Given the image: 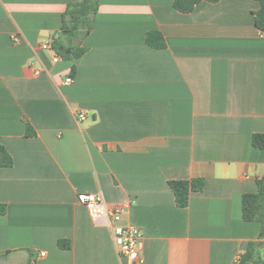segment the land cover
Returning <instances> with one entry per match:
<instances>
[{
	"label": "crops",
	"instance_id": "1",
	"mask_svg": "<svg viewBox=\"0 0 264 264\" xmlns=\"http://www.w3.org/2000/svg\"><path fill=\"white\" fill-rule=\"evenodd\" d=\"M69 1L0 0V144L13 159L0 167V264H236L261 227L241 207L264 172L251 142L264 133L258 2L184 13L173 0H99L84 53L53 62L39 45ZM150 30L163 48L147 45ZM193 179L201 190L177 206L169 181ZM82 192L140 228L141 262L119 257Z\"/></svg>",
	"mask_w": 264,
	"mask_h": 264
},
{
	"label": "trees",
	"instance_id": "2",
	"mask_svg": "<svg viewBox=\"0 0 264 264\" xmlns=\"http://www.w3.org/2000/svg\"><path fill=\"white\" fill-rule=\"evenodd\" d=\"M201 1L216 2L218 0H173V7L180 12H191L195 5ZM258 9L253 13L254 22L260 31H264V0H256ZM99 6V0H70L61 14V27L58 36H53V49L64 59H76L80 57L85 48L82 40L90 32ZM145 42L153 48L165 46L162 34L157 30L146 33ZM71 72H74L72 67ZM33 133L31 126H26V134ZM251 142L255 147H264V133L252 135ZM13 164V159L5 147L0 144V167ZM169 186L173 191L175 203L179 207L188 204L189 194L192 191L201 190L203 181L171 180ZM256 191L244 193L241 199L242 218L245 221H257L260 223L258 239L249 241L245 250L240 254L236 264H264V172L256 180ZM2 209V207H1ZM258 242L261 245H257ZM59 246L67 247V243L59 241Z\"/></svg>",
	"mask_w": 264,
	"mask_h": 264
},
{
	"label": "built area",
	"instance_id": "3",
	"mask_svg": "<svg viewBox=\"0 0 264 264\" xmlns=\"http://www.w3.org/2000/svg\"><path fill=\"white\" fill-rule=\"evenodd\" d=\"M17 40V38L15 37ZM40 48L51 51V60L57 62L62 57L53 49V38H48L40 42ZM43 66L35 67L34 73L38 74L43 70ZM72 77L65 78L66 83H71ZM80 119L85 118L84 112H79ZM78 201L83 204L89 211L91 217L95 221H103L110 228L113 244L119 257L126 258L131 261L141 262L142 255L140 253V245L143 239V233L139 227L123 223V209L120 207L109 208L106 206L101 193L82 192L77 196ZM44 255V252H41Z\"/></svg>",
	"mask_w": 264,
	"mask_h": 264
},
{
	"label": "water",
	"instance_id": "4",
	"mask_svg": "<svg viewBox=\"0 0 264 264\" xmlns=\"http://www.w3.org/2000/svg\"><path fill=\"white\" fill-rule=\"evenodd\" d=\"M258 245H260V243Z\"/></svg>",
	"mask_w": 264,
	"mask_h": 264
}]
</instances>
